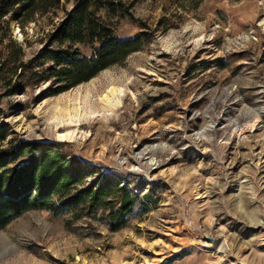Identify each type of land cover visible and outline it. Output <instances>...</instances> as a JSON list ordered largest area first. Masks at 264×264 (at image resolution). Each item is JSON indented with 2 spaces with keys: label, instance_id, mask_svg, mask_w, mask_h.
Here are the masks:
<instances>
[{
  "label": "rangeland",
  "instance_id": "1",
  "mask_svg": "<svg viewBox=\"0 0 264 264\" xmlns=\"http://www.w3.org/2000/svg\"><path fill=\"white\" fill-rule=\"evenodd\" d=\"M123 2L129 14H100L119 35L149 31L140 49L54 94L45 81L0 89V106L16 138L63 141L158 200L136 202L117 230L101 213L29 208L0 227V264H155L177 250L171 264H264V0ZM62 13L10 20L25 58ZM113 87L120 101L107 110L97 98ZM61 109L82 119L69 126ZM189 222L220 236L217 248Z\"/></svg>",
  "mask_w": 264,
  "mask_h": 264
},
{
  "label": "trees",
  "instance_id": "2",
  "mask_svg": "<svg viewBox=\"0 0 264 264\" xmlns=\"http://www.w3.org/2000/svg\"><path fill=\"white\" fill-rule=\"evenodd\" d=\"M66 1L70 6L60 0H0L1 93L22 92L44 81V94L66 90L122 62L151 36L143 29L119 35L102 18V10L129 14L124 0ZM58 8L63 13L45 34L41 50L25 58L21 44L10 35V20L23 24L37 13H56ZM4 116L0 106V227L36 208L55 214L74 210L75 217L101 213L109 228L117 230L136 202L146 208L158 200L152 185L143 191L145 181L83 161L63 141L16 138ZM182 251L155 264H171Z\"/></svg>",
  "mask_w": 264,
  "mask_h": 264
},
{
  "label": "bare ground",
  "instance_id": "3",
  "mask_svg": "<svg viewBox=\"0 0 264 264\" xmlns=\"http://www.w3.org/2000/svg\"><path fill=\"white\" fill-rule=\"evenodd\" d=\"M121 90L118 88H110L107 92H105L104 94H102V96L98 97V103L100 104L101 107H103L104 109L107 110H112L114 109V107L118 104V102L120 101V95H121ZM58 110H60V108H58ZM63 112L62 114H64L63 116H67V122L69 124V126L75 121V125L78 124L77 122L82 119V115L77 114V110L73 111V114H70V112L68 111V109H61ZM108 118V114L103 116V120L101 122V124H105V119ZM56 123H54L53 125L56 127L57 123L62 122L63 121V117H56L55 119ZM73 135V133H71L70 131L67 132L66 134H60L59 137H69ZM220 247H222L220 245Z\"/></svg>",
  "mask_w": 264,
  "mask_h": 264
},
{
  "label": "water",
  "instance_id": "4",
  "mask_svg": "<svg viewBox=\"0 0 264 264\" xmlns=\"http://www.w3.org/2000/svg\"><path fill=\"white\" fill-rule=\"evenodd\" d=\"M187 228L193 235L201 239L196 242L205 248L216 249L221 242L220 236L214 234L209 229L203 230L199 225H196L193 222H189Z\"/></svg>",
  "mask_w": 264,
  "mask_h": 264
}]
</instances>
